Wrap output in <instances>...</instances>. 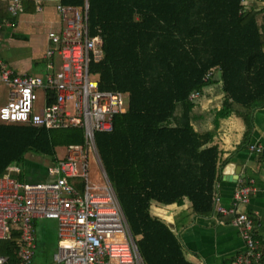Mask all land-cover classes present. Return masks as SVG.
<instances>
[{"label": "trees", "instance_id": "1", "mask_svg": "<svg viewBox=\"0 0 264 264\" xmlns=\"http://www.w3.org/2000/svg\"><path fill=\"white\" fill-rule=\"evenodd\" d=\"M57 1L82 10L88 1V29L91 36L102 32L105 44L103 60L91 71L101 90L129 95L128 111L115 118L112 133H98L97 142L146 264H192L175 232L150 209L189 200L197 215L215 212L221 153L213 146L215 133L194 130L190 96L215 85L213 75L206 77L217 70L226 94L217 123L239 113L237 107L248 123L249 112L264 106V24L245 10L246 0ZM83 142L80 129L0 121V177L12 166L24 167L29 154L55 163L58 148ZM18 179L27 182L23 170ZM19 239L15 229L0 241L8 264H20Z\"/></svg>", "mask_w": 264, "mask_h": 264}, {"label": "built area", "instance_id": "2", "mask_svg": "<svg viewBox=\"0 0 264 264\" xmlns=\"http://www.w3.org/2000/svg\"><path fill=\"white\" fill-rule=\"evenodd\" d=\"M22 4L14 0L10 13L18 16ZM64 28L51 34L49 68L60 57L57 71L45 77L18 74L1 57L0 85L10 89L9 102L0 108V121L47 130L80 129L84 142L63 147L66 156L52 163L42 182L18 179L22 170L12 166L0 177V241L20 232V264H33L37 250L35 222L55 221L59 242L53 264H146L139 238L132 234L119 198L108 178L97 142L98 133H112L115 118L129 109V95L102 91L100 78L91 71L93 62L104 58V35L91 36L88 29L90 4L82 9L58 7ZM8 23L2 19L0 31ZM1 38V37H0ZM43 92L44 105L38 113L34 103ZM194 92L191 101L199 98ZM250 152L261 155L263 147L252 145ZM19 168V169H18ZM255 188L244 186L236 204L226 207L216 196L215 212L234 217L245 243V251L233 264H264V248L257 235L255 216L240 210L248 205ZM9 258L0 256V264Z\"/></svg>", "mask_w": 264, "mask_h": 264}, {"label": "crops", "instance_id": "3", "mask_svg": "<svg viewBox=\"0 0 264 264\" xmlns=\"http://www.w3.org/2000/svg\"><path fill=\"white\" fill-rule=\"evenodd\" d=\"M13 1L0 0L3 20L8 23L0 33L1 57L21 75L45 77L55 73L61 59L55 57L56 69L49 68L47 55L51 48L49 36L61 33L64 28L58 12L60 3L57 0H18L22 9L18 16H14L10 13ZM244 6L247 12L257 15L259 25L264 24V0H246ZM218 74L221 75L219 71H213L216 84L204 89L196 100L192 126L199 135L215 133L213 146H217L221 153L217 194L224 206H235L236 194L244 186L255 188L250 203L239 208L257 218L260 224L257 235L264 248V153L258 155L249 149L250 145L264 147V106L249 112L248 123L239 116L244 112L240 107L236 108L239 113L217 123L226 96ZM27 174L23 171V175L32 180ZM45 180L44 176L34 182ZM150 211L154 217L175 228L184 256L192 264H233L246 250L232 216H221L216 212L197 215L189 200L183 205L152 203Z\"/></svg>", "mask_w": 264, "mask_h": 264}, {"label": "rangeland", "instance_id": "4", "mask_svg": "<svg viewBox=\"0 0 264 264\" xmlns=\"http://www.w3.org/2000/svg\"><path fill=\"white\" fill-rule=\"evenodd\" d=\"M217 77L219 81L222 80L220 74H218ZM37 95L38 98L34 103V111L36 113H38L44 105L43 92L39 90L37 91ZM9 100L10 89L4 85H0V108L5 106ZM177 116H179V109L177 111ZM65 156L66 152L64 151L63 147L56 150L57 160H62L65 158ZM52 160L53 159L51 157L29 154L27 156L25 166L20 167V169L23 170L25 174L28 173V176L32 177V180H28L25 175V180L27 182L39 181L40 178H43L45 175H47L48 168L53 163ZM37 236L38 249L34 264H41L44 261H52L59 242L57 223L55 221L38 222Z\"/></svg>", "mask_w": 264, "mask_h": 264}, {"label": "clouds", "instance_id": "5", "mask_svg": "<svg viewBox=\"0 0 264 264\" xmlns=\"http://www.w3.org/2000/svg\"><path fill=\"white\" fill-rule=\"evenodd\" d=\"M213 72V71H212ZM212 72H210L208 75H207V79H209L210 77H212ZM196 92H198V91H196ZM200 93V96H199V98L201 97V95H202V93L201 92H199ZM199 98H197V99H199ZM196 99V100H197ZM196 100L195 101H193V102H196Z\"/></svg>", "mask_w": 264, "mask_h": 264}, {"label": "water", "instance_id": "6", "mask_svg": "<svg viewBox=\"0 0 264 264\" xmlns=\"http://www.w3.org/2000/svg\"><path fill=\"white\" fill-rule=\"evenodd\" d=\"M174 205V204H173ZM173 231H175V228L172 225H168Z\"/></svg>", "mask_w": 264, "mask_h": 264}]
</instances>
